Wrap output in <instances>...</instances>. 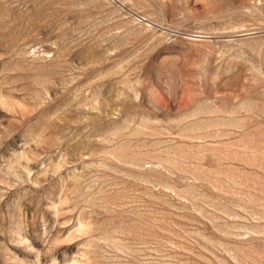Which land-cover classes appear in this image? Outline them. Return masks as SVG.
<instances>
[{
  "label": "rangeland",
  "instance_id": "374dc122",
  "mask_svg": "<svg viewBox=\"0 0 264 264\" xmlns=\"http://www.w3.org/2000/svg\"><path fill=\"white\" fill-rule=\"evenodd\" d=\"M0 264H264V0H0Z\"/></svg>",
  "mask_w": 264,
  "mask_h": 264
}]
</instances>
